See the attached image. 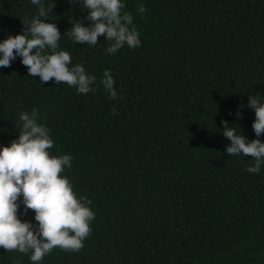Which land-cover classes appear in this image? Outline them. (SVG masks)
Returning <instances> with one entry per match:
<instances>
[{
  "label": "trees",
  "instance_id": "obj_1",
  "mask_svg": "<svg viewBox=\"0 0 264 264\" xmlns=\"http://www.w3.org/2000/svg\"><path fill=\"white\" fill-rule=\"evenodd\" d=\"M42 2L59 50L96 77L95 91L41 83L17 57L0 67V145L35 108L50 155L71 156L61 175L95 218L83 248L56 247L40 264H264V165L250 174V155L227 154L221 123L257 138L247 101L264 96V0H124L141 45L112 55L104 36L94 46L70 38V18L89 23L81 6ZM38 7L0 0V40L22 34ZM18 216L38 223L22 204ZM29 255L0 248V264H32Z\"/></svg>",
  "mask_w": 264,
  "mask_h": 264
},
{
  "label": "clouds",
  "instance_id": "obj_2",
  "mask_svg": "<svg viewBox=\"0 0 264 264\" xmlns=\"http://www.w3.org/2000/svg\"><path fill=\"white\" fill-rule=\"evenodd\" d=\"M30 3L39 6L38 12L27 27L23 23V33L0 40V67H10L20 57L28 74L39 76L41 83L50 80L66 83L79 94L95 91L92 85L96 77L88 74L83 64H72L68 51L59 50L61 33L48 20L52 9L46 8L42 0H30ZM69 3L81 6L87 13L83 19L89 22L86 25L80 18H70L71 28L67 32L75 43L94 46L98 37L104 36L109 42L106 55L115 54L125 45L129 48L141 45L133 16L122 12L126 7L124 0H69ZM139 11L143 13L146 9L141 6ZM101 84L110 99H117L110 69L104 70ZM247 107L254 111L252 129L257 138L248 140L227 121H221L222 135L230 141L225 152L230 156L250 155L254 163L245 170L259 174L264 165V142L259 139L264 134V96L249 95ZM235 115L239 118L241 112ZM37 117L35 108L31 114L21 111L18 139L8 146L0 145V248L30 253L32 264H40L56 247L78 252L84 247L83 241L91 232L89 224L95 218L91 200L77 197L69 179L61 175L65 168H71V156L50 155L48 150L54 141ZM21 204L25 214L29 209L34 211V221L38 223L20 219Z\"/></svg>",
  "mask_w": 264,
  "mask_h": 264
}]
</instances>
